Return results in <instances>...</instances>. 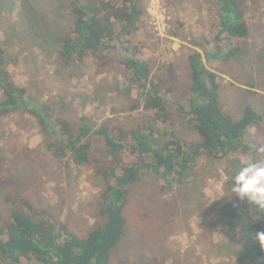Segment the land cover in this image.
<instances>
[{
    "label": "rangeland",
    "instance_id": "1",
    "mask_svg": "<svg viewBox=\"0 0 264 264\" xmlns=\"http://www.w3.org/2000/svg\"><path fill=\"white\" fill-rule=\"evenodd\" d=\"M144 3V24L131 37L168 101L190 106L188 58L199 51L204 65L218 75L222 111L238 120L251 108L262 121L245 133L227 159L201 158L182 185H167L141 171L127 195L124 235L108 264H262L247 234L252 218L230 216L246 210V203L231 197L227 177L249 160H264V0H236L248 33L216 53L209 13L215 0ZM189 8H196L201 18L179 21ZM72 21L68 0H0V69L26 91L11 112L0 108V224L19 212L85 237L105 222L101 212L107 183L98 168L113 163L94 131L129 132L151 122L154 113L145 109L120 64L90 55L66 61L60 40ZM237 47L236 55L225 56ZM168 112L186 148L200 141L173 104ZM47 115L70 122L76 130L91 126L85 138L97 145L98 163L77 165L70 154L59 156L64 148L55 145ZM122 158L130 161L132 155L123 153Z\"/></svg>",
    "mask_w": 264,
    "mask_h": 264
},
{
    "label": "trees",
    "instance_id": "2",
    "mask_svg": "<svg viewBox=\"0 0 264 264\" xmlns=\"http://www.w3.org/2000/svg\"><path fill=\"white\" fill-rule=\"evenodd\" d=\"M68 1L73 21L60 40V52L66 61H79L90 55L120 64L124 76L130 78L143 98L145 109L154 114L151 122L129 132L103 127L94 131L103 138L107 157L113 161L98 168L107 183L101 212L105 222L102 225L85 237H78L54 222L13 212L6 223L0 224V264H108L111 250L124 235L127 195L141 171L159 176L167 185H182L190 179L201 158L227 159L231 150H237L236 143L245 133L262 121V116L251 108H246L238 120L222 111L218 75L204 65L198 52L189 57L190 106L168 101L163 84L154 82L150 65L141 59L139 47L133 44L131 37L144 24V0ZM211 20L212 47L216 52H220L226 42L231 44L232 38H242L248 33L244 12L236 0H215ZM239 51V47L229 49L225 56H234ZM0 88L4 91L0 108L5 113L17 107V101L26 94L25 89L17 88L2 72ZM169 104H173L177 114L197 131L198 143L186 148L179 140L168 112ZM42 119L45 124L44 117ZM51 119L55 145L61 143L64 148L59 156L70 154L77 165L98 163L97 145L85 138L92 133L91 126L83 124L76 130L62 118ZM123 153L132 155L130 161L123 160ZM244 203L246 210L238 209L230 216L240 219L259 216L247 228V234L253 239L256 256L264 264V248L255 239L258 232H264V212L258 213L246 201Z\"/></svg>",
    "mask_w": 264,
    "mask_h": 264
},
{
    "label": "clouds",
    "instance_id": "3",
    "mask_svg": "<svg viewBox=\"0 0 264 264\" xmlns=\"http://www.w3.org/2000/svg\"><path fill=\"white\" fill-rule=\"evenodd\" d=\"M260 151L264 152V147ZM227 180L231 182V197L240 202L246 201L258 213L264 212V160H249ZM257 219L259 216H252L253 222ZM255 239L264 248V232H258Z\"/></svg>",
    "mask_w": 264,
    "mask_h": 264
},
{
    "label": "crops",
    "instance_id": "4",
    "mask_svg": "<svg viewBox=\"0 0 264 264\" xmlns=\"http://www.w3.org/2000/svg\"><path fill=\"white\" fill-rule=\"evenodd\" d=\"M211 8H212V5H211ZM211 8L209 9L210 16H211ZM179 17H181V20H179V21H185V20L189 19V20H192L193 22H195L196 20H199L201 18V15H200V12L196 8L195 9L189 8L186 10L183 9L182 14ZM246 23H247V21H246ZM212 50L214 53H216L213 47H212ZM195 52L200 53L199 51H195ZM190 55H189V57H190ZM188 60H189V58H188Z\"/></svg>",
    "mask_w": 264,
    "mask_h": 264
}]
</instances>
